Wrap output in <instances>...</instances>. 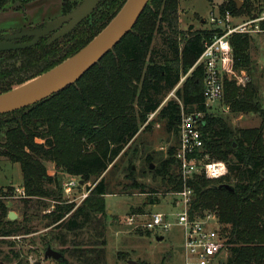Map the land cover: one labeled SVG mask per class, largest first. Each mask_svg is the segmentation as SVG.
Segmentation results:
<instances>
[{
  "label": "trees",
  "instance_id": "obj_1",
  "mask_svg": "<svg viewBox=\"0 0 264 264\" xmlns=\"http://www.w3.org/2000/svg\"><path fill=\"white\" fill-rule=\"evenodd\" d=\"M32 1L0 0V11L17 5L21 9ZM125 1L102 0L73 33L54 43L42 41L26 49L0 52V94L21 83L15 79L19 72L32 68L31 79L75 54L109 23ZM179 1L150 0L133 29L76 83L29 108L0 115V154L21 165L29 197L54 202L48 219L57 230L54 239L65 255L58 264H107V221L113 214L106 208L110 192L105 172L141 127L148 126L153 112L158 111L166 120V129L174 131L176 143L156 174L165 182L166 191L183 188L176 156L181 104L176 99L163 102L220 29H181ZM228 2L220 13L240 12L236 0ZM67 39H73V44H62ZM231 43L236 68L250 70V36L236 33ZM204 76V66L198 64L175 95L185 110L202 113L198 123L203 152L224 160L229 174L220 179L196 175L188 181L194 190L190 216L217 215L228 243L224 264H264V108L258 104L256 86L249 83L242 88L226 80L225 103L231 110L255 111L262 116L259 126L234 127L228 118L210 111L204 97ZM45 161L91 181L87 197L79 204L64 199V188L62 191L59 179L48 173ZM130 173L123 191L147 192L148 187L136 180L132 167ZM223 183L233 185L234 191L220 188ZM156 202L155 197L148 199V203ZM136 211L132 208L128 214ZM2 222L0 236L19 232L15 221ZM15 257L16 264H28L18 253ZM8 261L0 251V264H10Z\"/></svg>",
  "mask_w": 264,
  "mask_h": 264
},
{
  "label": "rangeland",
  "instance_id": "obj_2",
  "mask_svg": "<svg viewBox=\"0 0 264 264\" xmlns=\"http://www.w3.org/2000/svg\"><path fill=\"white\" fill-rule=\"evenodd\" d=\"M79 1L81 2V0H33L21 9L19 5L9 7L0 11V35L15 29L37 27L69 12L80 3ZM228 1L180 0L179 27L184 30L189 27H193L194 30L213 27V22L210 21L211 16L214 13L217 15L222 5H228ZM236 1L241 3L237 6L240 12L234 14L238 16L237 22L251 19L252 14L260 13L259 11L264 6V0ZM97 11H100V8ZM100 31L101 29L95 32L94 37ZM247 34L251 38L250 70H239L248 77L247 81L245 85L238 84L234 80L229 81H234L242 88L249 83L256 86L258 104L264 108V31ZM73 41V39H67L62 44L66 43L69 46ZM197 65L198 63L194 64L182 73L177 87L167 95L163 104L169 99L181 101L175 95V91L184 84ZM31 71L32 68L15 75V79L21 80L17 86L30 79ZM225 96L226 90L223 98L211 105V112L228 118L234 127H256L262 123V116L258 112H233L225 103ZM189 110L186 109L187 112L191 111ZM147 123L148 126L141 127L136 138L125 147L105 172L110 192L106 196V208L111 215L113 214V217L107 221V264H168V262L173 264L178 251L182 249V228L179 226L172 227L164 234L163 239L158 240L157 235L159 234L155 231L145 229L142 225L133 227L126 224V217L132 208L138 210L135 213L140 214L138 216L140 224L145 219L144 213L159 211L176 215L183 211L182 203L176 201V196L172 191H166L165 182L155 171L160 162L169 157V149L176 145L174 131H167L166 120L158 116V111L149 115ZM44 163L48 173L59 179L62 191L64 188V199L79 204L83 193H89L91 181L72 175L58 168L53 162L45 161ZM130 167L135 171L136 180L148 187L147 192H141L139 189H132L130 192L123 191V185L129 183L127 175H131ZM72 181H75V185L71 188L69 183ZM150 189L155 192H151ZM150 197H155L157 202L148 203ZM53 208V200L32 198L26 194L21 165L0 154V227L3 225L2 221L10 220L15 221L20 229L19 232L10 236H0V251L3 255H7L8 263L16 264L15 253H18L20 258L26 260L28 264H58L57 260L45 257V251L49 245L55 250H64L54 239L57 230L48 219ZM10 212H15L17 218L10 219ZM71 237L70 235L69 239ZM130 261L135 263H130Z\"/></svg>",
  "mask_w": 264,
  "mask_h": 264
},
{
  "label": "built area",
  "instance_id": "obj_3",
  "mask_svg": "<svg viewBox=\"0 0 264 264\" xmlns=\"http://www.w3.org/2000/svg\"><path fill=\"white\" fill-rule=\"evenodd\" d=\"M238 16L230 10L211 16L213 27L220 29L211 41L205 43V48L197 63L203 64L204 97L208 106L219 102L225 92V81L234 80L245 85L247 76L236 68L234 49L231 37L236 33L264 31V9L252 15L249 20L237 22ZM181 104V119L179 122V146L176 156L180 163V173L183 188L173 192L176 201L182 203L183 211L176 215L155 211L144 213L145 219L138 220L140 214L132 213L126 217V224L153 230L164 235L174 226L182 228L181 261L177 264H224L228 257V243L224 229L215 213L204 216H190V205L194 190L188 181L196 175H205L210 179H220L229 174L228 164L224 160L212 159L203 152L204 141L199 127L200 112H187ZM75 185V181L69 186ZM89 193H83L81 200Z\"/></svg>",
  "mask_w": 264,
  "mask_h": 264
},
{
  "label": "water",
  "instance_id": "obj_4",
  "mask_svg": "<svg viewBox=\"0 0 264 264\" xmlns=\"http://www.w3.org/2000/svg\"><path fill=\"white\" fill-rule=\"evenodd\" d=\"M101 0H83L68 14L50 19L41 26L15 29L1 35L0 51L18 50L35 46L39 41L53 34L49 42L65 37L83 22ZM150 0H126L110 22L84 47L51 69L28 81L0 94V115L29 108L47 99L53 94L76 83L91 67L96 65L108 52L121 41L135 26ZM241 5L240 1H237ZM31 37V40H16ZM234 191L229 183L219 185ZM111 212V211H110ZM9 218H17L15 212ZM164 236H158L161 240ZM46 258L61 261L65 255L51 245L45 251ZM130 263H135L130 261ZM136 264V263H135Z\"/></svg>",
  "mask_w": 264,
  "mask_h": 264
},
{
  "label": "flooded vegetation",
  "instance_id": "obj_5",
  "mask_svg": "<svg viewBox=\"0 0 264 264\" xmlns=\"http://www.w3.org/2000/svg\"><path fill=\"white\" fill-rule=\"evenodd\" d=\"M82 1H83V0H81V2H82ZM101 1H102V0H101ZM101 1L99 2V4L101 3ZM79 2H80V1H79ZM81 2H80V3H81ZM80 3H78L76 6H74V8L77 7ZM99 4L96 6V8L99 6ZM23 7H24V6H23ZM74 8H73V9H74ZM96 8H95V9H96ZM73 9H72V10H73ZM95 9L92 11V13L95 11ZM72 10H70V11H72ZM70 11H69V12H70ZM69 12H67V13H65V14H68ZM92 13H91V14H92ZM65 14H62V15H65ZM91 14H90V15H91ZM81 23H82V22H81ZM81 23H80V24H81ZM80 24H79V25H80ZM41 25H42V24H41ZM41 25H39V26H41ZM79 25H78L74 30H72L69 34H67V35H70L71 33H73V32L79 27ZM8 33H9V32H8ZM3 34H5V33H3ZM3 34H1V35H3ZM1 35H0V36H1ZM52 35H53V34H50V35H48L47 37L42 38V39L39 41V43L42 42V41H46L48 44H51V43H54V42H56V41H58V40H61V39L65 38V37L67 36V35H66L65 37L60 38V39H58V40H56V41H54V42H49V40L51 39ZM31 39H32L31 37H26V38L19 39V40H16V41H17V42H24V41H28V40H31ZM0 40H1V37H0ZM37 44H38V43H37ZM37 44H36V45H37ZM24 49H26V48H24ZM18 50H20V49H18ZM8 51H11V50H8ZM0 52H3V51H0Z\"/></svg>",
  "mask_w": 264,
  "mask_h": 264
},
{
  "label": "crops",
  "instance_id": "obj_6",
  "mask_svg": "<svg viewBox=\"0 0 264 264\" xmlns=\"http://www.w3.org/2000/svg\"><path fill=\"white\" fill-rule=\"evenodd\" d=\"M30 5V4H29ZM27 8H29V6L27 7ZM160 236H164V235H160ZM181 251L182 250H180V251H178V254H177V256L174 258V260H173V264H174V262H180L181 261ZM177 263H175V264H177ZM168 264H169V262H168ZM170 264H172V262H170Z\"/></svg>",
  "mask_w": 264,
  "mask_h": 264
}]
</instances>
